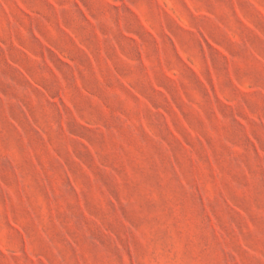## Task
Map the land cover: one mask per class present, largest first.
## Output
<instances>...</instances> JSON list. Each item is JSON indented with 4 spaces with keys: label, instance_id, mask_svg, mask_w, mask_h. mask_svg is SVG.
Segmentation results:
<instances>
[{
    "label": "clouds",
    "instance_id": "clouds-1",
    "mask_svg": "<svg viewBox=\"0 0 264 264\" xmlns=\"http://www.w3.org/2000/svg\"><path fill=\"white\" fill-rule=\"evenodd\" d=\"M0 264H264V0H0Z\"/></svg>",
    "mask_w": 264,
    "mask_h": 264
}]
</instances>
